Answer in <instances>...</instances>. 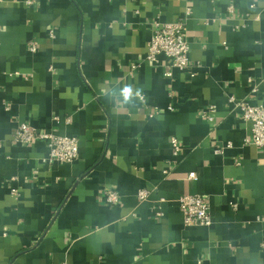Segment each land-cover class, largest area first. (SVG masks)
Segmentation results:
<instances>
[{
    "label": "crops",
    "instance_id": "0c3cea01",
    "mask_svg": "<svg viewBox=\"0 0 264 264\" xmlns=\"http://www.w3.org/2000/svg\"><path fill=\"white\" fill-rule=\"evenodd\" d=\"M188 5L190 69L149 62L155 22ZM230 95L264 105V0H0V264H264V146ZM22 122L77 136L79 157L16 142ZM189 192L212 225L185 224Z\"/></svg>",
    "mask_w": 264,
    "mask_h": 264
},
{
    "label": "built area",
    "instance_id": "2783aa9c",
    "mask_svg": "<svg viewBox=\"0 0 264 264\" xmlns=\"http://www.w3.org/2000/svg\"><path fill=\"white\" fill-rule=\"evenodd\" d=\"M28 5H33L38 0H25ZM256 4H251V8H255ZM236 12L234 5L228 6V13L232 16ZM193 7L188 5L185 15L173 21L155 22L152 37L148 44V53L146 59L149 62H159V56L165 55L171 64V67L185 71L192 66L190 62L191 46L187 36V19L192 15ZM259 19L260 16H256ZM32 51L37 50L36 42L31 44ZM165 75L170 77L173 75L172 70H166ZM256 90V87H255ZM140 99L145 102V95L140 94ZM228 101L233 105V109L241 112L243 119L250 123V134L245 138L246 144L256 146H264V105L251 103L247 98H237L234 95L228 96ZM217 106L212 104L204 108L202 117L213 121ZM157 112V111H155ZM155 112L149 115L152 117ZM14 140L20 144H32L37 141H44L49 149L48 159L51 162H71L79 157V138L75 135L57 134L50 131L40 130L27 122L20 123L13 133ZM174 153H178L181 144L176 137L171 140ZM2 141L0 140V147ZM232 142H228L226 147H231ZM224 146H218L216 152L220 153ZM167 172V170H165ZM196 172L189 174L190 178H194ZM104 193L106 201L110 204H118L121 201V195L118 190L105 187ZM12 192L17 193L18 189L13 188ZM151 194L148 189H141L138 192L139 200L147 199ZM163 201L164 198H161ZM179 207L184 216V222L187 226H210L213 223L211 205L208 198L202 193H184L178 199ZM237 206V204H235ZM162 215L161 211L156 212Z\"/></svg>",
    "mask_w": 264,
    "mask_h": 264
},
{
    "label": "clouds",
    "instance_id": "9594fccd",
    "mask_svg": "<svg viewBox=\"0 0 264 264\" xmlns=\"http://www.w3.org/2000/svg\"><path fill=\"white\" fill-rule=\"evenodd\" d=\"M122 95L124 96L125 100L129 99L132 95V89L130 87H126L122 90Z\"/></svg>",
    "mask_w": 264,
    "mask_h": 264
}]
</instances>
